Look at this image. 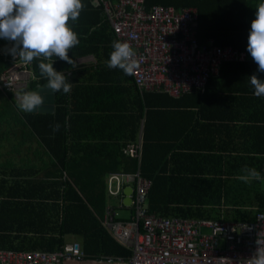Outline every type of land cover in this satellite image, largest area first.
Segmentation results:
<instances>
[{
    "label": "trees",
    "instance_id": "obj_1",
    "mask_svg": "<svg viewBox=\"0 0 264 264\" xmlns=\"http://www.w3.org/2000/svg\"><path fill=\"white\" fill-rule=\"evenodd\" d=\"M206 1L211 0H144V4L194 6L199 13L200 44L211 38L214 45L246 51L248 62L222 63L217 76L209 77L207 90L220 93L224 84L231 83L227 75L237 76L231 96L226 98L228 103L220 111L223 116L212 108L206 116L197 114L208 123H200L197 117L186 130L182 121L187 114L172 111L183 103L185 94L172 98L140 91L130 75L107 66L112 43L118 40L101 8L88 0H82L85 7L78 19L69 22L80 43L68 55L73 60L92 56L93 62L70 72V93H53V113L21 111L18 96L0 91L2 104L15 108L11 114L22 136H35L49 148L54 171L49 174L54 179L48 183L21 173L11 184L0 179V249L54 251L72 236L81 242L86 260L127 257L129 251L117 244L102 224L109 195L106 178L114 172L137 170L150 179L146 193L149 213L249 221L264 211V96L254 95L249 80L252 74L264 80V72L258 71L246 50L254 17L250 10L245 25L227 24L222 19L219 30L210 31L206 29L210 17L235 14L238 5L235 0H214L206 9L208 3H202ZM249 1L250 7L256 0ZM0 46H4L3 41ZM7 66L0 55V71ZM53 68L61 72L71 65L56 57ZM34 73L41 76L38 61ZM45 83L46 78L39 81ZM27 90L37 91L36 83ZM56 124L59 130L53 131ZM139 129L140 155L136 162L122 149L137 140ZM234 129L240 132L235 138L238 142L229 136ZM103 130L110 133L103 135ZM245 167L255 168L262 179L249 183L240 180ZM47 185L52 189L45 193ZM123 196L121 190L113 197L131 211L130 206L123 205Z\"/></svg>",
    "mask_w": 264,
    "mask_h": 264
},
{
    "label": "built area",
    "instance_id": "obj_2",
    "mask_svg": "<svg viewBox=\"0 0 264 264\" xmlns=\"http://www.w3.org/2000/svg\"><path fill=\"white\" fill-rule=\"evenodd\" d=\"M101 8L118 41L129 42L137 52L139 69L131 76L140 91L164 93L172 98L201 90L222 63H243L247 54L231 47L216 46L211 41L200 44L194 8L151 4L144 0H88ZM0 55L8 66L0 71V91L17 96L18 92L39 84L35 61L25 65L7 54L5 40ZM55 57H53L54 59ZM58 61V60H56ZM76 68L87 58H76ZM76 68L63 70L66 77ZM59 72V71H58ZM140 137V136H139ZM122 149L138 162L140 138ZM264 172V165H263ZM150 179L135 172H114L107 176L109 195L116 196L124 186H131V211L125 219L106 206L102 224L109 236L129 251L127 257L100 256L103 264H249L258 248H264V211L253 220L230 221L212 218L163 216L146 209ZM85 253L78 239L66 241L54 251L2 250L0 264H72L84 261Z\"/></svg>",
    "mask_w": 264,
    "mask_h": 264
},
{
    "label": "clouds",
    "instance_id": "obj_3",
    "mask_svg": "<svg viewBox=\"0 0 264 264\" xmlns=\"http://www.w3.org/2000/svg\"><path fill=\"white\" fill-rule=\"evenodd\" d=\"M85 5L82 0H0V40L10 43L5 50L25 65L38 61L40 75L47 79V88L53 93L62 90L70 93V83L63 72L53 68L54 59L67 62L76 68L75 61L68 55L80 43L78 34L70 21H76ZM113 51L107 62L109 68H119L125 75H132L140 65L137 52L127 41H113ZM247 52L257 64L258 71L264 72V0L255 9L247 38ZM256 97L264 96V80L256 74L249 77ZM21 111L32 112L44 104L40 92L25 90L17 93ZM59 130V124L53 131ZM239 177L245 183L261 180L255 168L245 167ZM249 264H264V248H258Z\"/></svg>",
    "mask_w": 264,
    "mask_h": 264
},
{
    "label": "crops",
    "instance_id": "obj_4",
    "mask_svg": "<svg viewBox=\"0 0 264 264\" xmlns=\"http://www.w3.org/2000/svg\"><path fill=\"white\" fill-rule=\"evenodd\" d=\"M237 1H240V2H237ZM259 2L260 0H256L254 2L255 4L253 3L254 5L252 4L249 7L248 6L250 3L249 0H235L234 3L238 5V8H237L238 11L235 14L230 13L231 15H224V14L213 15L212 17H210L212 18V20H209L208 22H206V29L210 31H218L219 30L217 29L219 27L218 24L220 23V20L222 19L224 20L226 19L227 24L245 25L248 19L247 13L250 12V10H252L253 17L255 18V9ZM202 3L204 6L206 3H208V5L206 6V9H208L212 6V4L214 3V0L206 1ZM221 3H224V2H221ZM242 3L243 4L246 3L248 7L243 5ZM167 5H170V4H167ZM171 6H174V5H171ZM180 8H194L196 10L197 20L195 22V25H196V30L198 32L197 27H198V22H199L198 21L199 13L196 7L194 6L178 7V9ZM208 39L209 40H206L205 42H209V41L212 42L211 38H208ZM225 47L233 48L232 46H228V45ZM233 49H236V48H233ZM243 52L246 53V51H243ZM79 58H89V59L91 58V60L90 61L87 60L88 62L85 64H89L93 62L92 56H83ZM248 59L249 58L247 56L246 62L249 61ZM231 74L233 78H230L229 77L230 75H227L231 83L224 84L221 88L222 91L220 93L218 92L213 93L212 91L207 90L208 87L205 85L204 88L201 90H193L192 92L186 93L185 100L183 101V103H181V105L179 106H176L175 109L172 110L175 112H185L187 114V116H184V120L182 121L185 124L186 130L187 128H189L190 123L195 122V119L198 117L197 114H200V116L201 115L206 116L209 114V110L211 108L212 110L214 109L215 112L219 110L218 111L219 116H223L222 114H220V111L227 105L228 100L226 98H229L231 96L229 92L233 91L232 89L235 86L234 83L237 77L235 73H231ZM212 76H217V72L216 74H213ZM16 98H17L16 101L20 103L19 98L18 97ZM11 110H15L13 105L4 106V104H2L1 96H0V179L5 178L7 179L8 184H11V183H14V180L17 179L16 177H18L15 175L21 173L25 176H28V174H31L29 175L30 177H34V178L38 177V180L43 179L48 183V181L54 179V177L49 175L52 172L54 173L51 167V164H50L51 156L49 153L50 152L49 148L39 138L35 136H32L30 134H28V136H22L23 132H21V129H20L21 127L19 124L16 125L17 119L13 117L14 115L11 114ZM34 113H38V112H34ZM198 119L200 123H208V120L204 121L202 118H199V117ZM222 119L224 118L222 117ZM209 123H213V122H209ZM233 123H236V122H233ZM235 129L232 130V132H229V136L232 137L233 142L234 141L238 142V140H236L235 138L240 136V132L239 130H235ZM102 132H103V135L110 133L109 131H106V130H103ZM139 132H140V129L137 132L136 139L139 137ZM118 133L121 134V131L119 130ZM88 143H93V142H88ZM80 144H83V142H80ZM231 154L235 156L237 153L232 152ZM63 176H64V173H63V170L61 169V179L63 178ZM50 189L52 188L47 185L45 188V193L49 192ZM114 198H115V201L118 207H121L118 203L117 197H114ZM121 201H123V198ZM124 209H126L127 213L129 214L130 209L129 208H124ZM128 214L123 215L119 217L118 219H125L128 217ZM87 261L89 262L92 261L94 263L95 260L85 259L82 262L72 263V264H84V262H87Z\"/></svg>",
    "mask_w": 264,
    "mask_h": 264
},
{
    "label": "water",
    "instance_id": "obj_5",
    "mask_svg": "<svg viewBox=\"0 0 264 264\" xmlns=\"http://www.w3.org/2000/svg\"><path fill=\"white\" fill-rule=\"evenodd\" d=\"M40 94L44 97V104L39 107L38 109L32 112L38 113H53L54 111V94L53 92L47 88V84H45L41 89H39ZM123 205L128 206L130 203V193H131V186L126 185L123 188Z\"/></svg>",
    "mask_w": 264,
    "mask_h": 264
},
{
    "label": "rangeland",
    "instance_id": "obj_6",
    "mask_svg": "<svg viewBox=\"0 0 264 264\" xmlns=\"http://www.w3.org/2000/svg\"><path fill=\"white\" fill-rule=\"evenodd\" d=\"M87 60L90 61L91 58L90 59L87 58ZM106 199H107V203L109 205L114 206L115 210L117 211V218H119V217H121L123 215H127L128 214L126 209H124L122 207H118V205H117V203L115 201V198L113 196L106 195ZM74 239H75L74 237L69 236V237L66 238L65 241H69L70 242V241H74ZM84 264H103V263L98 262V261H94V263L92 261H90V262L87 261V262H84Z\"/></svg>",
    "mask_w": 264,
    "mask_h": 264
}]
</instances>
